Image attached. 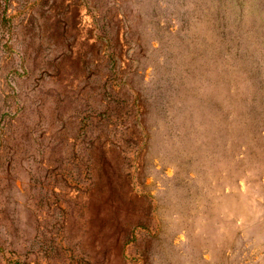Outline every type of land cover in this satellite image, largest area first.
I'll use <instances>...</instances> for the list:
<instances>
[{
  "label": "rangeland",
  "instance_id": "obj_1",
  "mask_svg": "<svg viewBox=\"0 0 264 264\" xmlns=\"http://www.w3.org/2000/svg\"><path fill=\"white\" fill-rule=\"evenodd\" d=\"M0 264H264V0H0Z\"/></svg>",
  "mask_w": 264,
  "mask_h": 264
}]
</instances>
